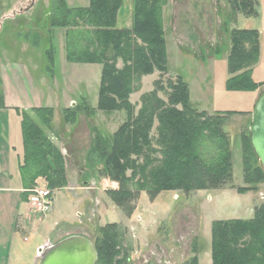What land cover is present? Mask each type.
<instances>
[{
  "label": "rangeland",
  "instance_id": "374dc122",
  "mask_svg": "<svg viewBox=\"0 0 264 264\" xmlns=\"http://www.w3.org/2000/svg\"><path fill=\"white\" fill-rule=\"evenodd\" d=\"M56 1L0 0V93L2 72L11 66L14 81L27 87L34 105L39 99L41 107L53 110L51 129H47L33 112L34 108L20 109L45 131L63 154L69 182L66 189L70 191H54L52 209L46 215H40L30 205L37 216L32 217L30 223L26 222L28 208L24 205L26 195L20 191L19 172L24 154L21 114L15 110L0 112V199H6L0 201V231L7 232L10 241L14 240V252L18 250L23 254L27 264L36 247L54 233L74 230L72 234L85 235L94 241L97 231L107 224H118L130 264H183L194 256L195 245L199 249V264H212V224L251 220L255 209L264 204V183L258 185L256 191L237 192L239 187L246 186L241 135L249 131L252 119L249 113H253L264 86L251 92L227 88L230 32L234 28L259 33L261 53L253 68V79L264 80V0H255L257 16L237 15L235 20L227 0H168L163 10V25L169 75L163 77L154 72L143 77L130 101L139 110L141 97L155 90L157 80L162 79L166 86L167 77L180 76L189 87L192 109L209 115L243 113L227 117L224 124L232 142L233 180L217 190L190 194L162 192L153 201L141 193L133 203L131 215L107 194L109 190L118 189V184L102 176L100 164L90 166L87 160L96 137L108 140L106 145L109 146L112 135L127 120L126 112L105 113L97 109L101 65L66 60L67 30L50 25V14ZM66 2L71 7L89 5V0ZM33 5H36V11L30 20L25 17L12 20L8 16L12 8L17 14L22 11L23 15ZM132 8L133 0H124L118 29L131 27ZM79 35L78 32L73 36L77 39ZM50 52H53V65L48 57ZM118 66L122 68L121 61ZM158 96L167 100L164 93ZM66 110L80 113L75 123L65 122ZM152 136L157 137L155 128ZM37 184L46 186L44 180H38ZM11 218L13 226H10ZM16 220H19L20 230L15 231Z\"/></svg>",
  "mask_w": 264,
  "mask_h": 264
},
{
  "label": "trees",
  "instance_id": "16d2710c",
  "mask_svg": "<svg viewBox=\"0 0 264 264\" xmlns=\"http://www.w3.org/2000/svg\"><path fill=\"white\" fill-rule=\"evenodd\" d=\"M227 1L233 20L237 15H258L255 0ZM167 3L168 0H133L129 29L116 27L124 0H89L84 8L57 0L50 14L52 28L67 30L66 60L102 66L97 109L105 113L126 112L127 120L112 135L109 146L108 140L96 137L87 160L90 166L100 164L102 176L118 184V189L107 194L129 215L141 193L153 201L162 192L217 190L233 180L232 142L224 124L227 117L243 113L209 115L192 109L189 87L180 76L167 77L166 86L162 79L157 80L155 90L141 97L139 110L130 101L143 77L154 72L163 77L169 75L163 25ZM78 32L76 39L73 35ZM230 43L228 90L259 91L264 80L253 79V68L261 53L259 33L234 28ZM48 57L53 65V52ZM120 61L122 68L118 66ZM159 93L166 94L167 100L161 99ZM4 108L0 93V109ZM15 111L21 114L24 154L19 172L26 199L38 187L51 193L67 188L61 151L27 113ZM33 112L45 128L51 129L52 109L40 107ZM79 114L66 110L64 120L73 124ZM250 126L248 133L241 135L246 186L237 189L239 194L256 191L264 183V170L251 146ZM154 128L157 137L152 136ZM38 180H44L46 186H38ZM92 242L98 254L96 264H130L118 224L101 227ZM192 251L194 256L183 264H199L198 247L195 245ZM211 259L212 264H264V204L255 209L251 220L212 224Z\"/></svg>",
  "mask_w": 264,
  "mask_h": 264
},
{
  "label": "crops",
  "instance_id": "0c3cea01",
  "mask_svg": "<svg viewBox=\"0 0 264 264\" xmlns=\"http://www.w3.org/2000/svg\"><path fill=\"white\" fill-rule=\"evenodd\" d=\"M15 11L16 9H13V8L9 11V14L11 15H8V16L12 18V20L16 19L17 17H25L30 20L32 13L36 11V5L30 6L29 8H27L26 9L27 12L25 11L23 15L21 14L22 11L18 14L17 12L15 13ZM45 14H47L45 15V21H47L46 19L48 17V13L46 12ZM46 28H47V24L45 25V29ZM10 68L11 66L5 68L2 72V82H3L2 95L4 97V107L5 108L0 109V112L10 113L11 110H15V109H30V108L41 107L42 105L39 99L36 102L37 105H34V100L31 96L27 94V87L25 85L16 84V82L14 81V78L12 77V72H11L12 69ZM258 99H259V96L257 100ZM20 186H21L20 191L24 192L21 177H20ZM62 190H65L67 192L70 191V189H66V188ZM78 199L80 198H76V200ZM0 201L5 202L6 199H4V201L3 199H0ZM24 205L28 208L27 213L25 215L26 222L30 223L32 217L34 218V216L36 217L37 215L34 214L33 209L28 203V199L25 200ZM19 217L21 218V216ZM11 220L12 218L10 219V221ZM14 224H15L14 225L15 231L20 230L19 220H16ZM10 226H13V220ZM73 231L74 230H68V231H61L58 233H54L53 234L54 237L51 235L50 238L46 242L36 247L34 254L32 255L30 259L29 264H38L39 257H40V251L46 246L55 244L59 240L61 241L72 235H81L77 233L72 234ZM82 236H85V235H82ZM14 243H15L14 240L10 241L9 234L7 232L0 231V264H27V260H25V256L23 254L18 252V250L14 252V246H15Z\"/></svg>",
  "mask_w": 264,
  "mask_h": 264
},
{
  "label": "water",
  "instance_id": "95a60500",
  "mask_svg": "<svg viewBox=\"0 0 264 264\" xmlns=\"http://www.w3.org/2000/svg\"><path fill=\"white\" fill-rule=\"evenodd\" d=\"M251 146L264 170V93L258 99L250 126ZM98 254L86 236L72 235L41 249L38 264H96Z\"/></svg>",
  "mask_w": 264,
  "mask_h": 264
},
{
  "label": "built area",
  "instance_id": "2783aa9c",
  "mask_svg": "<svg viewBox=\"0 0 264 264\" xmlns=\"http://www.w3.org/2000/svg\"><path fill=\"white\" fill-rule=\"evenodd\" d=\"M28 203L37 210V213L46 215L52 209V193L45 187L35 188L28 197Z\"/></svg>",
  "mask_w": 264,
  "mask_h": 264
}]
</instances>
